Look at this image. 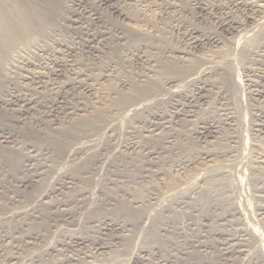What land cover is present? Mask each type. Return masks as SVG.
<instances>
[{
    "label": "rangeland",
    "instance_id": "obj_1",
    "mask_svg": "<svg viewBox=\"0 0 264 264\" xmlns=\"http://www.w3.org/2000/svg\"><path fill=\"white\" fill-rule=\"evenodd\" d=\"M196 1L201 3V6L204 8L202 11H199V9L197 7L198 4L195 5L193 0H108V2H104L101 0H81L80 1L81 5L76 4L74 6L69 7L70 11H73V13L71 12L72 14L70 13V11H68V12H66V14H64L65 11H67V10H65L62 13L63 16L61 15L57 18L56 25L54 27H52L51 29L47 30L46 34L43 35L45 37L40 36L41 39L39 37L36 38L32 42L33 44H30V46L27 47L28 49L27 48H25V50L23 49L24 51L21 50L22 48L21 49L17 48V50L15 49L16 51L14 50V52L12 51V55L14 57V60H13L11 65H8V69L6 70L8 72L6 73V71H4V73L2 75L0 74V76H1L0 77V97L1 98H3V97L9 98L12 94L13 95L16 94V95H22V96H26V97H34L38 101L41 100L42 103L44 102V100L46 102H49L50 100H52L53 98L56 97L57 93L64 90V86H61V85L68 83L67 81L70 82L73 80V78L75 77V75H74L75 73L72 74L73 73L72 71H74V70L76 72H83V73H89L90 72L91 75H95L93 77L98 76V71H99V73L105 72V73L109 74V77H108L109 79L107 78L108 80H106L107 82H105V83L102 80L97 82L96 84L97 85L99 84V85L97 86L95 84L96 90H95V92L93 91L92 95L89 93H86L83 90H81V91L77 90L76 91L77 93L75 92L76 97H72V98L68 99L69 105H75L76 103H80L81 105L83 104V106L86 107L85 108L86 113L88 110H89L88 113H90V112L93 113V114L87 113V115H86L84 112L82 118H84L88 115L94 116V114L95 115L97 114L96 119H94V121L95 120L96 121L93 122V124L88 123L86 125H82L83 127L81 126L82 128L80 130H78L77 138H78V136H80V138H78V140L82 138L81 140L86 141V143H84V145H83L84 147H82L81 150L78 152L79 155L78 154H76L74 156L72 155V157L69 155H65L64 153L61 155V157H59V156L55 157L54 156L55 154L53 155L54 151H53L52 147H50V145L47 146L46 143H44L43 145L41 144V143L45 142L44 141V138H45L44 131L45 130H43L44 125L39 126L42 128V130L38 131V130H36L38 128V126L36 124H33L29 121H18V122L15 121L14 118L16 116V111L12 107L9 108V106H8L6 108L4 107L1 109V111H0V126L7 127L9 125L10 126V127L8 126L9 128L13 127L12 130H13V133L16 135L15 138H16L17 142H16V144L13 145L14 148L12 147L10 149V150L13 149L10 153L8 151H4L3 148H0V204H1L0 205V222H1L0 223V228H1L0 229V239H1L0 240V264H1V262H2V264L4 262H6V261H3L4 260L3 253L4 252L9 253L10 251H12L14 253V251H15L14 246H16V245L22 246L26 250V252H24L22 254V255H25V257L27 256L26 258H24L23 262L24 261L28 262L29 258L34 257V256H38L39 254H42L44 260L47 261V262L43 261L46 264H48V263L49 264L50 263L51 264H55V263L56 264H64V262H65V264H72V263L73 264H97V263L98 264H125V262H127V264H128L130 262V258L132 257L131 253L136 252L140 247H143V246L146 248H150L151 250H152L153 246L158 247L160 249V251L162 252L163 256L169 255V253L171 252L170 254L173 256L174 259L171 258L172 257L171 255L165 256L169 260V264H183V263L184 264H221V263L222 264H228V263L229 264H264V260L261 259V256H260V255H262L260 253H262L264 251V238H262V237H264V236H262V235H264V132H259V131L253 132V130H252V128H253L252 123H253L254 118H255L254 115L259 114L261 112H264V102H263L264 99H258L259 101L258 100H251V101L247 100V101L243 102L244 101V100H242L243 97L247 96V95H245L246 90L245 89L240 90L241 88L239 89V88L233 86L232 81L231 80L229 81V79L226 77V75L223 76L224 74L222 75V73H220V72H215V71L213 72L212 71L211 72L212 74L208 73L202 77L207 82V85L205 86L204 90L201 91V94L203 96L206 95L205 99H204L205 101H197L198 103L195 101L194 106L190 107V110L193 109L192 110L193 113L190 112L191 116L188 118L189 121L187 120V117H186V119H184V121L181 120L182 124L180 123V121L175 122L176 124H173V122H172L171 124L168 123V124H166V126H161L160 128H157L153 132H148V130H147V129H149L148 126H149L151 120L153 121V118H152L153 114H158L159 111H161L162 113L165 112L167 114L166 111L171 110L170 105L165 103V102L168 103V101L164 100L167 97L166 96L167 94L165 91H164V93L162 92L160 97H159L160 99L162 98V100H159V98L157 99V101L155 100V102L153 100L152 101L153 104L150 103V104L146 105L145 107H143L145 111L142 110L143 108H140V109L133 112V111H131V107H130V109H127L126 111H121V110H119L118 107L115 106L116 105L115 102L119 98V96H117L118 94L116 95V92L119 91L120 89H122L121 88L122 86H120L117 83V80L115 78L116 74H114V73H117L120 70V71H124V74H125V69L123 70V67H122L123 64L120 63V61H123L125 58H126V60H124V61H125V63L127 62L125 64V65H127L126 69L129 71L128 75L131 76V71H130L131 70V65H130L131 64V57H130L131 53L128 52L129 50H126L127 49L126 48L127 47L126 42H166V43H168V45L183 47V48L189 50V48H187V45H186V43H187L186 37H184V35H183L184 31H183V29H181L183 27H185L187 29L193 28V29L198 30L199 32L203 31L202 33H205V34L209 33V35L214 34V36L219 38L222 42L227 41L229 35H227L222 30V28L220 27V22L222 19L224 20V18L227 16H228L227 19H230V18L231 19H241L243 11L241 10V8H238L237 6L233 5V1H235V0H200V1L196 0ZM102 2H104V3H102ZM113 6H115V7H113ZM113 8H118L121 11H123L122 13L124 14V16L126 18H122L120 16H117L116 13L113 11ZM68 15H69V17H68ZM94 16L98 18V21H95L96 19H93L97 23L93 22V20L91 19V18H94ZM99 20H100L101 24L98 23ZM102 23L105 24L104 25L105 31L103 30ZM176 27H178L177 28L178 30L176 29ZM248 28H249L248 26H245L246 30ZM259 31H260V33H259ZM118 32H120L119 35L121 33H123V34H121L122 36L119 37ZM253 32H251L252 35H250V33H247L250 36L249 40L246 41V42H248L247 49L246 48H240V49L237 48V50L236 49H231V50L229 49L230 52L228 53V56H227L228 60L226 59L223 62V64H224L223 66H225L228 71H230V70L234 71V69H235L236 71H234V72L238 73L241 77H244V75H249L250 78L256 79L257 76L254 75V74H256L255 72H257V70H259V69L264 71V26L262 28H260L259 30H256L254 34H253ZM124 34L127 36L126 39L124 38V37H126ZM98 35H99V37H98ZM222 36H224L226 39ZM223 38L225 39V41ZM236 38H237V36H236ZM92 39H93V41H92ZM90 40H91V42H90ZM241 40H240V42H241ZM88 42L90 43V45L95 47V49H97L96 52H95V50H93V49L91 50V48L87 47ZM92 42H94V43H92ZM104 42H109V44L104 43ZM122 42H124V43H122ZM242 42H245L244 38H243ZM251 43H252V45H251ZM105 44H107V45H105ZM42 45H44L45 47ZM250 45L253 47H251ZM208 46H209V44H204L202 47V50L208 49L209 48ZM112 47H113V49L117 48L116 49L117 51L113 50ZM257 47H258V49H257ZM37 48H39V49H37ZM146 48H145V50L148 53L154 51L157 54V52H158V51L150 49L149 47H146ZM203 48H205V49H203ZM48 49H50V50H48ZM111 49L113 50V52ZM251 50H253V51H251ZM108 52H109V54H108ZM16 53H18V54H16ZM191 53L196 54V53H199V51L194 50L193 52L191 51ZM101 55H102V57H101ZM127 55H129V56H127ZM125 56H127V57H125ZM111 57L114 58V60ZM101 58H102V60H101ZM70 60H71L72 64H75V65H73L74 67L70 66V68H69V66H64V65L57 66L56 65V62H58V61L60 62L59 64H62V63L67 64L66 62H68V61L70 62ZM100 60H101V64H100ZM110 60L112 61V63ZM115 60L117 62H119L118 65H115V64H117ZM128 60H129V62H128ZM95 61H98V63ZM105 61L107 64L105 63ZM113 61L115 64L113 63ZM16 62H18V63H16ZM91 62L96 63V64H92L93 66L91 67V64H90ZM14 63H15V67L17 66L16 64H19V63L20 64L16 68H14L13 67ZM87 63H88V65H85ZM102 64L103 65L106 64V65L101 66ZM108 64H110L109 67H108ZM81 65H83V67ZM95 65L98 69L95 67ZM111 65H113V66L115 65V67L112 68L113 66H111ZM10 66L13 68L11 69ZM49 66H50V68H49ZM89 66H90V68H89ZM98 66H100L101 68ZM85 67L87 70L85 69ZM121 67H122V69H121ZM115 68L119 69V70L114 71ZM107 70H109L110 72L112 71V73L110 74V72ZM45 71H46V73H45ZM36 72H41V74L44 73V74H42V77L44 75V77H43L44 79L41 78L40 82H37L36 79L31 77V76L35 75ZM53 72L54 73L57 72V75H54ZM244 73H246V74H244ZM250 73H252V74H250ZM4 74H6L7 77ZM24 75L27 77H25ZM215 75H218V77ZM112 76H114V77H112ZM30 77L33 79H31ZM192 77H194V75ZM191 78H189V79L191 80ZM210 79H211V81L214 82V83L211 82L212 85L210 84ZM219 79L226 82L225 84L228 85L227 86L228 88H230L229 89L230 92L233 93V94L232 93L229 94L228 97L226 96L224 98L225 100L219 98L216 95L218 87L222 86V84L219 82L220 81ZM226 79H227V81H225ZM18 82H20V83H18ZM54 82H56V83H54ZM208 84L211 86H209ZM195 85L196 84H193L192 82H188V84H185V86H184L185 90L183 89V91L184 92L187 91L185 93L187 95H189V94H191V92H194ZM213 85H214V87H213ZM216 85H218V86H216ZM103 88L105 91L103 90ZM37 90L40 93H38ZM102 90H103V92H101ZM8 91H9V93H8ZM98 91H99L100 96L98 94ZM111 91H113L114 93L113 92L111 93ZM17 93H19V94H17ZM49 93H51V94L53 93V94L52 95L50 94V96H49ZM101 93H103V94H101ZM104 93H107V95ZM242 93H244L243 95H245V96H242ZM42 94L44 95V97L45 96L46 97L44 98ZM213 94H215L216 97H214L215 95H213ZM110 95H112V96H110ZM114 96H116L117 98L115 97L116 99H114ZM81 98H82V100L83 99L84 100L82 101ZM99 98H100V100H99ZM181 98H182V100H180ZM181 98H177L178 103H180V104L185 103L186 99H184V97H181ZM220 99H221V101H220ZM95 100H97V101H95ZM41 102H39V103H41ZM46 102H44V103H46ZM202 102H203V104H202ZM224 102H228V103H224ZM205 103H207V105ZM47 104L48 103H46V105ZM98 104H100V105H98ZM163 104H165L167 106H164ZM100 106L103 108H101ZM105 106H107V108H105ZM162 107H164V108H162ZM155 108H158V109L156 110ZM224 108H226V109H224ZM8 109H10V110H8ZM39 109H41L39 111L44 110L42 107ZM101 109H102V111H100ZM115 109H116V111H115ZM257 109H258V111H257ZM152 111L156 112V113H153ZM169 111H168V113H169ZM223 111L226 113H224ZM229 111H230V116H229ZM1 112H3V113H1ZM161 112H159V114ZM12 113H15V114H12ZM111 113H112V115H111ZM145 113H146V115H145ZM149 113H150V115H149ZM231 114H233V115H231ZM140 115H142V116H140ZM103 116H105L106 118ZM5 117H7V118H5ZM72 117H74V118H72ZM148 117L151 118V120L148 119ZM52 118H53L52 116L51 117L49 116V117H46L45 119L50 120ZM56 118L61 120L62 123L66 125L67 123H70V122L72 123L73 121H75L76 120L75 118H79V116H67L66 114L61 113ZM60 118H62L63 120ZM70 118H72V119H70ZM221 118H223V119H221ZM98 119H101V120H98ZM205 119L208 122L211 121V122H215V124H218L219 132L216 135V137L210 138L208 141H202V140L200 141L199 137L196 136L197 135L196 133H197L200 121H205ZM9 120H10V122H8ZM146 120L148 121V123L146 122ZM190 120H191V122H190ZM198 121H199V123H198ZM100 122H102V123L100 124ZM224 122L225 123L227 122V123L225 124ZM16 123L18 124V126L16 125ZM29 124L31 127L29 126ZM133 124L135 125L134 127L132 126ZM245 124H246V126H245ZM88 125H90V128ZM93 125H95V126H93ZM168 125L169 126L171 125V126L169 127ZM84 126H86V127H84ZM221 126H223V127H221ZM110 127H111V129H110ZM166 127H167V129H166ZM172 127H174L175 129H173ZM30 128H32V129H30ZM162 128H163V130H162ZM168 130H169V132H168ZM172 130H175V131L172 132ZM170 132H172L173 135ZM154 133H156L157 135H155ZM175 133L178 135H175ZM246 133H248L249 135ZM147 134H149V135H147ZM232 134H233V137H232ZM258 134H260V135H258ZM174 135H175V137H174ZM245 135H247V137H248L247 140H246ZM41 136H43V138ZM108 137L110 140L108 139ZM152 137H154V138H152ZM244 137H245V139H244ZM77 138H76V140H77ZM161 138L163 139L162 141H161ZM167 138L170 141V143H167L166 144L167 146L164 144L166 146V148L162 147V149H161L162 151H161L160 150L161 146H164L163 141H165ZM228 139H229V141H228ZM230 139H232V140H230ZM130 140H132V141H130ZM149 140H151V141H149ZM245 140L247 143L245 142ZM172 141H174V142H172ZM133 143H135V145H137L136 146L137 148L133 147L131 149V145ZM174 143H176V144H174ZM28 144H35L36 146L43 148L45 150L44 152H46V154H48L47 156H51V157L54 156V158L56 159L55 162L58 161L56 163L54 162L55 167L57 166V169L52 172V174L50 175V179L46 178L44 181L45 184L47 183L46 185H44V189H50V190H47L46 192H48V193L45 196H41L40 198H37L36 195H37V193H39V190L42 189L41 187L36 188V190L34 191L35 194L34 193L30 194L31 190L29 188H27V189H24L22 187L20 188L18 181L15 180L16 176L19 175V172L16 171V167L18 166L19 159L21 157V153L27 152V149H24V148H26ZM50 144H51V142H50ZM1 145L4 147V144H1ZM51 145L52 146L54 145L53 147L55 148V144L52 143ZM139 145L142 147L139 148ZM145 145L147 146L146 150H150V151L154 150V152H157L155 155H153L154 156L153 157L154 162L152 161V163H150V165L148 163L149 160L145 161V159L150 158V157L148 158V155L146 153H144V152H146V150H144V148H146ZM2 146H0V147H2ZM46 147H49V148H46ZM127 150L129 151V153ZM203 151H210L211 156L208 158H203L201 156V153H203ZM101 152L104 153L103 154L104 157L102 156ZM212 153L213 154L215 153V154L213 155ZM105 154H106V156H105ZM135 154L137 156H135ZM138 154H140V155H138ZM141 155H143V156H141ZM70 157H71V159H70ZM10 158H13V160L15 161V163H14L15 165H13V167L11 166L12 163L8 162V160H7ZM72 158H73V160H72ZM85 158H87V159H85ZM107 159H108V161H107ZM59 160H61V161H59ZM78 160L80 162H78ZM87 160H92L93 162L87 161ZM111 161H113L115 163H113ZM122 161L124 164H122ZM133 161H134V163H133ZM93 163H94V165H93ZM84 164H86V166L88 164V170L85 169ZM97 164H99V165H97ZM73 165H75V166H73ZM99 166H100V168H98ZM112 166H114V167H112ZM142 166H143V168H142ZM153 167H155V168H153ZM116 168H117V170H116ZM137 168H138V170H137ZM64 170H65V172L67 171L66 174H68L66 177H62L59 174V172H63ZM110 171H111V173H110ZM150 171H152V172H150ZM153 171H155V174ZM137 172H139V173H137ZM141 172H142V174H141ZM144 172H145V174H144ZM11 175H12V177H11ZM73 175L75 178L73 177ZM138 175H139V177H138ZM140 175H142L143 177ZM56 176H57V178H56ZM68 176H70V177H68ZM126 176H127L128 181L124 180V182H122V180L125 179ZM83 177H85V179H83ZM144 177H145V179H144ZM146 177H148V178H146ZM66 178L67 179L71 178L70 180H72L71 181L72 183L71 184H65L64 180L67 181ZM240 179H242L243 182ZM60 181L61 182L63 181V182L61 183ZM108 181H109V183H108ZM113 181H115V182H113ZM15 182H16V184H18L17 186H16ZM56 182L57 183L60 182L61 184H59V185L55 184ZM241 182H242V184H241ZM83 189L85 190V192ZM81 193L84 195H82ZM102 193L105 195H103ZM23 194H26V195H23ZM176 194H178V195H176ZM76 195H78V196H76ZM18 196H20V197H18ZM71 196H73V198ZM102 196H103L104 201L102 199ZM82 197H85V198H82ZM96 197H98V198L96 199ZM106 197H107V199H106ZM86 198H87V200H86ZM248 199L252 203L250 201H248ZM54 200H55V202H53ZM56 200H58V201H56ZM63 200H64V206L63 207L64 208L66 207L69 211H71V213H69L68 216L70 215L72 220L70 222L60 220V222L56 223L54 226H47V227L40 226L39 223H40L41 219H45L44 215L45 214L50 215V213L52 212L50 207L52 205H55V204H62L61 202H63ZM66 200H67V202H66ZM77 200H78V202H77ZM98 200L101 203L98 202ZM199 200H201V201H199ZM185 201L187 203H185ZM45 202H47L48 204ZM88 202H90V203H88ZM36 203L37 204L39 203V204L36 206L35 205ZM107 203H110V204L108 205ZM182 204L183 205L187 204L186 205L187 207L186 206L183 207ZM188 204L190 205L189 208H188ZM192 204L194 205V207ZM201 204L203 206H201ZM247 204H251V206L248 207ZM238 205L241 207H239ZM245 205H247V206H245ZM38 206H40V207H38ZM47 206L49 208H47ZM89 206H91V207H89ZM235 206H236V208L244 207L242 209H244L243 211L245 212V216L243 214H240V215L237 214L236 212L238 209H236ZM21 207H23V209ZM80 207L81 208L83 207V208L81 209ZM247 207L250 210L252 209L251 213ZM14 208L17 211H20V210L22 211L25 209L27 210V208H29V209L32 208V209H30V210L28 209L29 210V216L28 217L26 216V219L24 218V220L23 221L21 220V222H20L19 217L17 218V220L13 219V217H12V219H13L12 220L11 217H9L11 214L16 212V210ZM37 208H38V210H37ZM48 209H50V210H48ZM90 209H91V211H90ZM201 209H203V211ZM235 209H236V211H235ZM118 210H119V212H118ZM245 210L247 211V214H246ZM105 211H107V212H105ZM179 211L182 213H180ZM190 211H192V212H190ZM158 212L161 213V214H159V216H158ZM38 213H39V215H38ZM76 213H78V214H76ZM88 213H89V215H88ZM107 213H108V215L106 216ZM163 213H165L166 216ZM138 214H140V215H138ZM223 214H224V216H223ZM171 215H173L174 217H171ZM203 215H205V216H203ZM96 216H98V217H96ZM160 216H161V218H160ZM168 216H169V218H167ZM253 216H255V217L253 218ZM74 217H76V218H74ZM93 217L95 219H98L99 217L101 218L99 220L101 226L100 225L98 226L99 221H91V222L89 221L90 223L88 222V220H87L88 218L95 220ZM115 217H117V218L119 217L118 220H117V218L115 219ZM147 217L151 218V219L153 218L154 220H149ZM256 217H257L258 223L256 222ZM224 218L227 220H225ZM34 219H36V220H34ZM81 219L84 221H82ZM108 219L111 221V223H114L116 220V222H115L116 227L115 228L117 229V225H118V229L115 231H112L113 233L110 232V234L111 235L114 234L113 236H115V237L116 236L120 237L121 238L120 241H118V239H112L113 236L111 237V235H108L109 233H105L106 235L102 234V233H104V231L102 230L103 221L104 220L109 221ZM175 219L177 222L175 221ZM191 219H192V221H191ZM246 219H248V220H246ZM11 220H12L13 225L10 224ZM30 220H32L31 221L32 223L30 222ZM101 220H102V222H101ZM112 220H113V222H112ZM157 220H160V222H162V225L164 223L170 224L169 225L170 230L168 229L167 232H164L160 229L157 232L154 231L153 228L157 227V225L159 224V223H156ZM167 220L171 221V222L168 223ZM36 221H37V223H36ZM118 221L121 222V224ZM134 221H136V223ZM140 221H143V222H140ZM22 222H23V224H20ZM26 222H27V224H26ZM28 222H30L31 224ZM82 222H83V224H82ZM188 222L191 224H188ZM84 223H85V225H84ZM88 223H89V225H88ZM155 223L157 225H155ZM86 225H88V226H86ZM122 225H123V227H122ZM162 225H160V226H162ZM245 225L251 226V227L257 226L256 228H257V232L259 235L255 236L254 234L250 235L249 233L244 234L242 229H243V226L245 228ZM32 227H34V228H32ZM52 227H53V229H52ZM150 227H152V228H150ZM176 227L178 229H176ZM36 228H37V230L40 231V232H38V234L39 233L42 234L41 237L39 234V238L34 240V239L26 236L27 231L29 232V231H32L33 229L36 231ZM60 228H62V229H60ZM78 228H80L82 230H80ZM147 228L150 230H148ZM260 228H261V230H260ZM4 229L6 232L4 231ZM58 229H59V231H58ZM83 229H84V231H83ZM258 229L260 231H258ZM61 230H63L65 233ZM120 230H122V231H120ZM172 230H174V231H172ZM99 231H101V232H99ZM93 232H94V234H93ZM158 232H160V233L158 234ZM195 233H198V234H195ZM241 233H242V236H241ZM9 234H11V235H9ZM67 234H68V239H67ZM70 234H71V236H70ZM76 234L77 235H83V236H86L87 238H89V242H88V240L86 241L87 247L82 246L81 250L83 252H85L86 255H90V256H84L83 254H79V256H74L75 260H73L70 263H68L66 261H62V260H65L64 257L67 254V251H65L66 253L63 252V249H64L63 245L69 241V238L74 237ZM92 234L95 237L97 236L96 241L98 239L102 240V237L104 238V236H105V238H111L112 239V240L108 239V241H110V245L108 246L107 250L105 249V253H103V254H98V253L94 254L93 253L95 256L93 254H91L92 251L94 250V249H92V251L90 252L91 247H93V245H92L93 242L90 238V237H93ZM121 235H123V236H121ZM124 235H126V236H124ZM244 235H246V236H244ZM11 237H13V238H11ZM19 237H21V238L23 237V238L22 239L20 238V240H19ZM146 237H147V239H146ZM167 237H168V239H167ZM229 237L234 238L236 242L242 244V246H243L242 248L245 251L243 253H232L230 256L225 257L223 255V248L222 247L225 246L224 244L229 239ZM7 239H8V241H7ZM204 239H205V241H204ZM2 240H3V242H2ZM4 240L7 241L8 244ZM11 240L12 241L14 240V241L12 242ZM17 240H19V241H17ZM22 240H25L27 243L22 241ZM143 240H144V242H143ZM16 241L19 243H17ZM20 241H21V243H20ZM44 241H46V243ZM29 242H31L32 244H33V242H35L36 244L35 245L28 244ZM115 242H116V244H115ZM135 243H136V245H135ZM158 243L161 245H157ZM3 244H5V245H3ZM90 244H91V246H88ZM162 244H164V245H162ZM12 245H13V247H12ZM60 245H62V246H60ZM8 246H10V247H8ZM34 246H35V248H34ZM51 246L53 249H51V252L48 251V253H50V255L48 253L44 254L45 249L47 247H51ZM57 246H59V247H57ZM190 246H191V248H190ZM193 246H195V248ZM201 246H202V248H200ZM5 247L7 249H5ZM29 247H31L33 249H30ZM196 248H199V249H196ZM260 248H262L263 250ZM56 249H58L60 251V253ZM125 249L127 251H125ZM176 249H177V251H176ZM52 250L55 252H53ZM182 250H183V252H182ZM1 251L3 253H1ZM109 251H110V253H109ZM39 252H41V253H39ZM56 252L58 255L56 254ZM177 252L179 254H177ZM68 253H69V254H67L68 256L72 255L71 252H68ZM17 254H18V252L15 253L16 256H18ZM52 254H55V255H52ZM59 254H60V256H59ZM101 255H102V257H101ZM179 255L180 256L183 255V256L180 257ZM44 256H46V257H44ZM129 256H131V257L129 258ZM15 260H17V259H12L11 261H9L10 264H12V263L14 264V262H16ZM77 261H79V263ZM9 262L6 264H9ZM43 262H42V264H44Z\"/></svg>",
    "mask_w": 264,
    "mask_h": 264
},
{
    "label": "bare ground",
    "instance_id": "obj_2",
    "mask_svg": "<svg viewBox=\"0 0 264 264\" xmlns=\"http://www.w3.org/2000/svg\"><path fill=\"white\" fill-rule=\"evenodd\" d=\"M80 1L81 0H0V74L2 75L4 73V71H6L8 69V65H11L13 60H14V57L12 55V51L14 52V50L17 48L21 49V50H25V48L29 47L30 44H33L32 42L36 39V38H40V36H43L46 34L47 30L51 29L52 27H54L56 25V21H57V18L59 16L62 15V13L65 11L64 14H66V12L70 11V6H74L76 4H80ZM101 1H104V2H108V0H101ZM194 1V4H198L197 7L199 9V11H202L204 8L201 6V3H199L198 1L196 0H193ZM196 1V2H195ZM200 1V0H199ZM102 2V3H104ZM73 4V5H72ZM81 5V4H80ZM233 5L234 6H237L238 8H241V10L243 11L242 13V17L241 19H227V17L224 18V20L220 22V27L222 28V30L227 34L229 35L227 41H225V37L224 41L225 42H222L219 38H217L216 36L213 35H209L208 34H205V33H202V32H199L198 30L196 29H193V28H181L183 29L184 31V37H186V40H187V48H189V50L183 48V47H177V46H174V45H168V43L166 42H126V50H129L128 52L131 53V76L128 75V70L126 69L127 65H125V61L126 58L123 60V61H120L123 67V70L125 69V74H124V71H120L119 69H116L114 71H118L117 73H114L116 74V80H117V83L122 86L119 91L116 92V95L119 96V98L116 100V107L119 108V110L121 111H126L127 109H130L131 107V111H136L140 108H143L145 107L146 105L152 103V101L155 100L157 101V99L160 97L161 93L164 91L166 92V98L164 100H167V102H165L166 104H169L170 105V108L171 110H167V114L165 113H162L161 112L159 114H153L152 115V118H153V121L151 120V118L148 117V119L151 120L148 128V132H153L154 130H156L157 128H160L161 126H166V124H171L173 122V124H176L175 122H178L180 121V123L182 124L181 120L184 121V119H186L187 117V120L188 118L191 116V113L193 109L190 110V107H193L194 106V103L195 101H205V96H203L201 94V91L204 90L205 86L207 85V82L205 79H203L202 77L205 76L206 74L208 73H211L212 71L214 72H220L222 73L223 76L226 75V77L229 79V81L231 80L232 81V84L233 86L237 87V88H241L240 90H246L245 91V95H243L244 93H242V96H245L243 97L242 100H244L243 102L247 101V100H258V99H264V71L260 70H257V72H255L257 76V79H252L249 77V75H244V77H241L238 73H235L234 71H236L234 69V71H228L226 69L225 66H223V62L227 59V56H228V53L230 52L229 49H236L237 48H246L248 47V41L249 40V34L247 33H250L253 32V34L255 33L256 30H259L260 28H262L264 26V0H235L233 1ZM115 7V6H113ZM212 9V8H211ZM220 10V9H219ZM113 11L116 13L117 16H120L122 18H126L124 16V14L122 13L123 11H121L120 9L118 8H113ZM112 11V12H113ZM73 13V11H70V13ZM69 13V14H70ZM71 13V14H72ZM94 15V14H93ZM92 15V16H93ZM63 16V15H62ZM67 16V15H66ZM96 16V15H95ZM94 18H91L92 20L93 19H96L95 21H98V18L95 17ZM69 17V15H68ZM93 20V22H95ZM58 23V22H57ZM97 23V22H95ZM100 23V20L99 22ZM86 24V23H85ZM101 24V23H100ZM102 27H103V30H104V25L102 23ZM84 26V25H83ZM219 26V25H218ZM245 26H248L249 28L246 30L245 29ZM182 27V26H181ZM256 27V28H255ZM178 27H176L177 29ZM247 28V27H246ZM255 29V30H254ZM96 30V29H95ZM102 30V31H103ZM109 30V29H108ZM178 30V29H177ZM105 31V30H104ZM119 31V30H118ZM124 31V30H123ZM222 32V31H221ZM262 32V31H261ZM87 33V32H86ZM93 33V32H92ZM100 33V32H99ZM104 33V32H103ZM106 33V32H105ZM120 32H118V35H119ZM257 33V32H256ZM260 33V31H259ZM258 33V34H259ZM123 34V33H121ZM119 35L122 36V35ZM100 35V34H99ZM98 35V37H99ZM106 35V34H105ZM125 35V34H124ZM218 35V34H217ZM240 35V36H239ZM104 36V35H103ZM117 36V35H116ZM126 36V35H125ZM221 36V35H220ZM237 36V38H236ZM239 36V37H238ZM45 37V36H43ZM118 37V36H117ZM118 37V38H119ZM255 37V36H254ZM258 37V36H257ZM125 39L127 38L124 37ZM123 38V39H124ZM182 38V37H181ZM245 40V42H242V40ZM122 39V40H123ZM124 39V40H125ZM242 39V40H241ZM184 40V39H183ZM241 40V42H240ZM252 40V39H251ZM93 41V39H92ZM91 42V40H90ZM94 43V42H92ZM101 43V42H100ZM104 43H108L109 42H104ZM113 43V42H112ZM124 43V42H122ZM183 43V42H182ZM185 43V42H184ZM253 43V42H252ZM251 43V45H252ZM45 44V43H44ZM114 44V43H113ZM204 44H209V48L206 49V50H202V47ZM262 44V43H261ZM46 45V44H45ZM107 45V44H105ZM112 45V44H111ZM115 45V44H114ZM182 45V44H181ZM250 45V46H251ZM44 46V45H42ZM104 46V45H103ZM113 46V45H112ZM184 46V45H183ZM40 47V46H39ZM45 47V46H44ZM88 48H91V50H95V52L97 51V49H95V47H93L92 45H90V43L88 42V45H87ZM102 47V46H101ZM123 47V46H122ZM146 47H149L150 49L152 50H155V51H158L157 54L153 51V52H147L145 50ZM253 47V46H251ZM108 48V47H107ZM111 48V47H110ZM115 48V47H114ZM28 49V48H27ZM39 49V48H37ZM113 49V47H112ZM111 49V50H112ZM117 49V48H116ZM116 49H113L115 51H117ZM124 49V48H123ZM122 49V50H123ZM147 49V48H146ZM205 49V48H203ZM254 49V48H253ZM258 49V47H257ZM260 49V48H259ZM15 50V51H16ZM23 50V51H24ZM30 50V49H29ZM50 50V49H48ZM108 50V49H107ZM112 50V52H113ZM125 50V51H126ZM149 50V49H148ZM194 50H197L199 51V53H196V54H193L191 53V51L193 52ZM19 51V50H18ZM17 51V52H18ZM22 51V52H23ZM100 51V50H99ZM98 51V52H99ZM151 51V50H150ZM253 51V50H251ZM29 52V51H28ZM59 52V51H58ZM94 52V53H95ZM97 52V53H98ZM107 52V51H106ZM111 52V53H112ZM91 53V52H90ZM100 53V52H99ZM122 53V52H121ZM238 53V52H237ZM18 54V53H16ZM106 54V53H105ZM109 54V52H108ZM120 54V53H119ZM128 54V53H127ZM15 55V54H14ZM114 55V54H113ZM26 56V55H25ZM105 56V55H104ZM121 56V55H120ZM129 56V55H127ZM125 56V57H127ZM18 57V56H17ZM16 57V58H17ZM21 57V56H20ZM29 57V56H28ZM102 57V55H101ZM113 57V56H112ZM111 57V58H112ZM15 58V59H16ZM106 58V57H105ZM110 58V59H111ZM43 59V58H42ZM94 59V58H93ZM98 59V58H97ZM100 59V58H99ZM114 60V58H112ZM121 59V58H120ZM30 60V59H29ZM102 60V58H101ZM101 60H100V64H101ZM105 60V59H104ZM107 60V59H106ZM109 60V59H108ZM228 60V59H227ZM111 61V60H110ZM109 61V62H110ZM116 61V60H115ZM66 62V61H65ZM98 63V61H95ZM123 62V63H122ZM129 62V60H128ZM18 63V62H16ZM31 63V62H30ZM60 62H56V65L57 66H70L72 67L73 65L75 64H72L71 63V60L70 62H66L67 64H59ZM106 63V61H105ZM112 63V61H111ZM114 63V61H113ZM117 64L115 65H118L119 62L116 61ZM250 63V62H249ZM20 64V63H19ZM19 64H16L17 66ZM38 64V63H37ZM91 67L93 66L92 64H96V63H93L91 62ZM107 64V63H106ZM105 64V65H106ZM228 64V63H227ZM14 68L15 67V63L13 64ZM79 65V64H78ZM77 65V66H78ZM85 65H88L85 64ZM84 65V66H85ZM99 65V64H98ZM105 65H101V66H105ZM110 64H108V67H109ZM115 65H111L113 66L112 68L115 67ZM83 67V65H81ZM120 66V65H119ZM118 66V67H119ZM236 66V65H235ZM11 67V66H10ZM11 67V69L13 68ZM74 67V66H73ZM96 67V65H95ZM100 67V66H98ZM121 67V69H122ZM24 68V67H23ZM50 68V66H49ZM55 68V67H54ZM68 68V67H67ZM90 68V66H89ZM97 68V67H96ZM101 68V67H100ZM103 68V67H102ZM73 69V68H72ZM86 69V67H85ZM98 69V68H97ZM96 69V70H97ZM110 69V68H109ZM130 69V68H129ZM231 69V68H230ZM238 69V68H237ZM253 69V68H252ZM263 69V68H262ZM10 70V69H9ZM83 70V69H82ZM87 70V69H86ZM106 70V69H105ZM84 71V70H83ZM89 71V70H88ZM109 71V70H107ZM253 71V70H252ZM8 71H6L7 73ZM10 72V71H9ZM15 72V71H14ZM75 75V77L73 78L72 81H67L68 83L64 84V85H61V86H64V90H62L61 92L57 93L56 94V97L53 98L52 100H50L49 102H46L44 100V102L48 103L46 105V103H42L41 100H37L36 98L34 97H26V96H22V95H16V94H12L9 98H1L0 97V111L2 108H6L9 106L12 107L15 111H16V116L14 118L15 121H29L33 124H36L38 126V128L36 130H42L41 125H44V133H45V138H44V141L43 143H41L42 145L44 143L48 145H50V147H52L54 153L53 155L56 157V156H59L61 157V155L64 153L65 155H69L72 157V155H76L78 154V152L81 150L82 147H84V143H86V141H82L81 139L78 140V138H80V136H78L77 138V133H78V130H80L83 126L82 125H86L88 123H92L95 122L94 119H96L97 117V114L94 116L91 115V116H86L87 113L89 112V110L87 111V113L85 112L86 111V107L83 106V104L81 105L80 103H76L75 101V105H69L68 103V99L72 98V97H76L75 95V92L77 90H83L85 91L86 93H89L92 95L93 91L95 92L96 90V83L99 82V81H103L104 83L107 82L106 80H108L109 78V74L107 73H99L98 71V76L96 77H93L95 75H91L90 72L89 73H83V72H76L75 70L72 71ZM85 72V71H84ZM110 72V71H109ZM127 72V73H126ZM46 73V71H45ZM48 73V72H47ZM92 73V72H91ZM112 73V71L110 72V74ZM23 74V73H22ZM44 74V73H42ZM42 74L41 72H36L35 75L31 76L33 77L34 79L37 80V82H40V79L44 77H42ZM54 75H57V72H53ZM62 74V73H61ZM93 74V73H92ZM95 74V73H94ZM97 74V73H96ZM212 74V73H211ZM246 74V73H244ZM252 74V73H250ZM6 76V74H4ZM3 75V76H4ZM9 75V74H8ZM27 75V74H26ZM73 75V76H74ZM194 75V77H192ZM219 75V74H218ZM218 75H215L218 77ZM25 76V75H24ZM1 77V76H0ZM7 77V76H6ZM10 77V76H9ZM27 77V76H25ZM30 77V78H31ZM114 77V76H112ZM192 77V78H191ZM211 77V76H210ZM214 77V76H213ZM3 78V77H2ZM23 78V77H22ZM31 78V79H33ZM108 78V79H107ZM191 78V80L189 79ZM216 78V77H215ZM7 79V78H6ZM44 79V78H43ZM114 80V79H113ZM209 80V79H208ZM216 80V79H215ZM220 83L222 84L221 87H218V90H217V96L221 99H224L226 96L228 97L229 94H231L232 92H230V88H228L223 80L219 79ZM110 81V80H109ZM218 81V80H217ZM227 81V79L225 80ZM116 82V81H115ZM188 82H192L193 84H196L195 87H194V92H191V94L187 95L185 92L187 91H183V89L185 90V84H188ZM211 79H210V84H211ZM216 82V81H215ZM20 83V82H18ZM56 83V82H54ZM109 83V82H108ZM111 83V82H110ZM214 83V82H213ZM219 83V84H220ZM16 84V83H15ZM96 84V85H95ZM103 84V83H102ZM101 84V85H102ZM114 84V83H113ZM116 84V83H115ZM60 85V84H59ZM99 85V84H98ZM97 85V86H98ZM209 85V84H208ZM212 85V84H211ZM209 85V86H211ZM21 86V85H20ZM114 86V85H113ZM118 86V85H117ZM119 86V87H120ZM193 86V85H192ZM218 86V85H216ZM220 86V85H219ZM103 87V86H102ZM184 87V88H183ZM214 87V85H213ZM100 89V88H99ZM102 89V88H101ZM98 90V89H97ZM104 90V88H103ZM103 90L101 92H103ZM187 90V89H186ZM19 91V90H18ZM105 91V90H104ZM114 91V90H113ZM111 91V93L113 92ZM38 92V90H37ZM205 92V91H204ZM208 92V91H207ZM9 93V91H8ZM40 93V92H38ZM77 93V92H76ZM114 93V92H113ZM19 94V93H17ZM23 94V93H22ZM51 93H49V96H50ZM53 94V93H52ZM51 94V95H52ZM79 94V93H78ZM77 94V95H78ZM98 94H99V91H98ZM103 94V93H101ZM107 95V93H104ZM210 94V93H209ZM233 94V93H232ZM37 95V94H36ZM43 95V94H42ZM84 95V94H83ZM211 95V94H210ZM215 95V94H213ZM216 95L214 97H216ZM238 95V94H237ZM55 96V95H54ZM100 96V94H99ZM112 96V95H110ZM212 96V95H211ZM241 96V97H242ZM44 97V95H43ZM46 97V96H45ZM44 97V98H45ZM88 97V96H87ZM116 96H114V99ZM162 97V96H161ZM181 97H184V99H186V102L185 103H178V99L177 98H181ZM217 97V98H218ZM79 98V97H78ZM83 98V97H82ZM81 98V100H82ZM39 99V98H38ZM92 99V98H91ZM169 99V100H168ZM183 99V100H184ZM216 99V98H215ZM220 99V101H221ZM43 100V99H42ZM84 100V99H83ZM82 100V101H83ZM98 100V99H97ZM95 100V101H97ZM100 100V98H99ZM98 100V101H99ZM159 100H162V98ZM158 100V101H159ZM182 100V98L180 99ZM212 100V99H211ZM225 100V99H224ZM78 101V100H77ZM213 101V100H212ZM259 101V100H258ZM41 102V103H39ZM111 102V101H110ZM215 102V101H214ZM217 102V101H216ZM264 102V101H263ZM72 103V102H71ZM101 103V102H100ZM163 103V102H162ZM193 103V104H192ZM198 103V102H197ZM208 103V102H207ZM207 103H205L207 105ZM220 103V102H219ZM222 103V102H221ZM224 103H228V102H224ZM153 104V103H152ZM203 104V102H202ZM88 105V104H87ZM100 105V104H98ZM160 105V104H159ZM164 106H167L165 104H163ZM168 105V106H169ZM227 105V104H226ZM40 106V107H39ZM203 106V105H202ZM201 106V107H202ZM43 108L42 110L43 111H39L41 109L39 108ZM101 107V106H100ZM99 107V108H100ZM227 107V106H226ZM103 108V107H101ZM105 108H107V106H105ZM153 108V107H152ZM160 108V107H159ZM164 108V107H162ZM198 108V107H197ZM110 109V108H109ZM156 110L158 108H155ZM161 109V108H160ZM168 109V108H167ZM226 109V108H224ZM228 109V108H227ZM261 109V108H260ZM10 110V109H8ZM13 110V111H14ZM108 110V109H107ZM106 110V111H107ZM111 110V109H110ZM114 110V109H113ZM144 110V108L142 109ZM141 110V111H142ZM151 110V109H150ZM155 110V111H156ZM196 110V109H195ZM194 110V111H195ZM221 110V109H220ZM223 110V109H222ZM229 110V109H228ZM227 110V111H228ZM3 111V110H2ZM12 111V112H13ZM102 111V109L100 110ZM116 111V109H115ZM118 111V110H117ZM145 111V110H144ZM147 111V110H146ZM149 111V110H148ZM169 111V113H168ZM258 111V109H257ZM85 112V116L84 118H82L83 116V113ZM120 112V111H119ZM153 112V111H152ZM151 112V113H152ZM224 112V111H223ZM251 112V111H250ZM260 112V111H259ZM3 113V112H1ZM66 114L67 116H79V118H75L72 123H67L66 125L62 123L61 120H59L58 117L59 114ZM92 113V112H90ZM88 113V114H90ZM113 113V112H112ZM111 113V115H112ZM144 113V112H143ZM153 113H156V112H153ZM193 113V112H192ZM226 113V112H224ZM228 113V112H227ZM10 114V113H9ZM12 114H15V113H12ZM93 114V113H92ZM140 114V113H139ZM196 114V113H195ZM223 114V113H222ZM221 114V115H222ZM253 114V113H252ZM6 115V114H5ZM146 115V113H145ZM150 115V113H149ZM233 115V114H231ZM254 115V114H253ZM2 116V115H1ZM4 116V115H3ZM53 117L52 119L50 120H46L45 118L46 117ZM142 116V115H140ZM194 116V115H193ZM223 116V115H222ZM227 116V115H226ZM229 116H230V111H229ZM246 116V115H245ZM255 118H254V121L252 123V130L253 132L254 131H259V132H264V112H261L259 114H256L254 115ZM105 117V116H103ZM144 117V116H143ZM228 117V116H227ZM226 117V118H227ZM7 118V117H5ZM12 118V117H11ZM74 118V117H72ZM70 118V119H72ZM102 118V117H101ZM106 118V117H105ZM146 118V117H145ZM196 118V117H195ZM229 118V117H228ZM9 119V118H8ZM62 119V118H60ZM66 119V118H65ZM103 119V118H102ZM137 119V118H136ZM191 119V118H190ZM223 119V118H221ZM7 120V119H6ZM63 120V119H62ZM98 120H101V119H98ZM149 120V121H150ZM186 120V121H187ZM201 120V119H200ZM185 121V122H186ZM189 121V120H188ZM197 121V120H196ZM226 121V120H225ZM228 121V120H227ZM10 122V120L8 121ZM28 122V123H29ZM105 122V121H104ZM146 122L148 123V121L146 120ZM191 122V120H190ZM229 122V121H228ZM232 122V121H231ZM5 123V122H4ZM13 123V122H12ZM23 123V122H22ZM26 123V122H25ZM97 123V122H96ZM102 122H100L101 124ZM135 123V122H134ZM146 123V124H147ZM179 123V124H180ZM199 123V121H198ZM225 123V122H224ZM227 123V122H226ZM225 123V124H226ZM15 124V123H14ZM13 124V125H14ZM229 124V123H228ZM233 124V123H232ZM231 124V125H232ZM12 125V126H13ZM16 125L18 126V124L16 123ZM178 125V124H177ZM184 125V124H183ZM182 125V126H183ZM230 125V126H231ZM9 126V125H8ZM3 127V126H0V146H2L1 144H4V147H0V148H3L4 151H8L9 153L13 150H10L14 144H16V135L13 133V130L12 128H9V127ZM16 126V127H17ZM21 126V125H20ZM27 126V125H26ZM30 126V124H29ZM82 126V127H81ZM89 128H90V125H88ZM95 126V125H93ZM102 126V125H101ZM109 126V125H108ZM133 127L135 126L134 124L132 125ZM169 126V125H168ZM171 126V125H170ZM169 126V127H170ZM235 126V125H234ZM246 126V124H245ZM248 126V125H247ZM250 126V125H249ZM15 127V126H14ZM28 127V126H27ZM31 127V126H30ZM86 127V126H84ZM97 127V126H96ZM95 127V128H96ZM99 127V126H98ZM147 127V126H146ZM168 127V128H169ZM223 127V126H221ZM227 127V126H226ZM232 127V126H231ZM173 129H175L174 127H172ZM250 128V127H249ZM32 129V128H30ZM35 129V128H34ZM92 129V128H91ZM111 129V127H110ZM167 129V127H166ZM221 129V128H220ZM235 129V128H234ZM246 129V128H245ZM163 130V128H162ZM233 130V129H232ZM248 130V129H247ZM133 131V130H132ZM175 131V130H172V132ZM246 131V130H245ZM251 131V130H250ZM27 132V131H26ZM169 132V130H168ZM172 132H170L172 134ZM219 132V127H218V124H215V122H208L206 121H200L199 123V126H198V130H197V135L200 139V141H208L210 138H214L216 137V135L218 134ZM31 133V132H30ZM41 133V132H40ZM140 133V132H139ZM243 133V132H242ZM258 133V132H257ZM81 134V133H80ZM155 135H157L156 133H154ZM240 134V133H239ZM248 134V133H246ZM40 135V134H39ZM38 135V136H39ZM133 135V134H132ZM149 135V134H147ZM146 135V136H147ZM164 135V134H163ZM173 135V134H172ZM175 135H178L175 133ZM174 135V137H175ZM249 135V134H248ZM260 135V134H258ZM162 136V135H161ZM166 136V135H165ZM219 136V135H218ZM235 136V135H234ZM246 136V140H247V135ZM43 138V136H41ZM40 137V138H41ZM167 137V136H166ZM173 137V136H172ZM178 137V136H177ZM232 137H233V134H232ZM77 138V140H76ZM133 138V137H132ZM151 138V137H150ZM154 138V137H152ZM229 138V137H228ZM231 138V137H230ZM236 138V137H235ZM107 139V138H106ZM109 139V137H108ZM165 139V138H164ZM172 139V138H171ZM245 139V137H244ZM43 140V139H42ZM41 140V141H42ZM110 140V139H109ZM163 139L161 138V141ZM232 140V139H230ZM240 140V139H239ZM242 140V139H241ZM245 140V142H246ZM23 141V140H22ZM90 141V140H89ZM104 141V140H103ZM113 141V140H112ZM132 141V140H130ZM136 141V140H135ZM151 141V140H149ZM160 141V140H159ZM160 141V142H161ZM229 141V139H228ZM53 143L55 144V148L50 144ZM88 142V141H87ZM107 142V141H106ZM137 142V141H136ZM145 142V141H144ZM155 142V141H154ZM174 142V141H172ZM19 143V142H18ZM89 143V142H88ZM87 143V144H88ZM159 143V142H158ZM167 143H170V141L168 140V138L163 141V145L167 144ZM247 143V142H246ZM245 143V144H246ZM127 144V143H126ZM142 144V143H141ZM149 144V143H148ZM176 144V143H174ZM24 145V144H23ZM38 145V144H37ZM90 145V144H89ZM109 145V144H108ZM107 145V146H108ZM111 145V144H110ZM113 145V144H112ZM123 145V144H122ZM130 145V144H129ZM153 145V144H152ZM161 145V144H160ZM161 146L160 150L163 148H166V146ZM25 146V145H24ZM62 146V147H61ZM137 145H135V143H133L131 145V149L133 147H136ZM149 146V145H148ZM159 146V145H158ZM170 146V145H169ZM173 146V145H172ZM23 147V146H22ZM100 147V146H99ZM142 147L139 145V148ZM146 148H144V150L147 149V146L145 145ZM152 147V146H151ZM243 147V146H242ZM14 148V147H13ZM46 148H49V147H46ZM45 148V149H46ZM95 148V147H94ZM124 148V147H123ZM137 148V147H136ZM138 148V149H139ZM23 149V148H22ZM24 149H27V152L25 153H21V157L19 159V163H18V166L16 167V171L19 172V175L16 176V179L19 183V186L20 188H24V189H27L29 188L31 191H30V194L34 193V191L36 190V188L38 187H41L42 189L39 190V193H37L36 197L37 198H40L41 196H45L48 192H46L47 190H50V189H44V185L45 184V179L46 178H49L50 179V175L52 174L53 171H55L57 169V166L55 167V158L54 156H47L48 154H46V152H44L45 150L43 148H40L38 146H36L35 144H28L26 148ZM93 149V148H92ZM99 149V148H98ZM102 149V148H101ZM142 149V148H141ZM168 149V148H167ZM158 150V149H157ZM166 150V149H165ZM206 150V149H205ZM107 151V150H106ZM105 151V152H106ZM126 151V150H125ZM128 151V150H127ZM142 151V150H141ZM162 151V150H161ZM140 152V151H139ZM214 152V151H213ZM100 153V152H99ZM102 153V152H101ZM115 153V152H114ZM113 153V154H114ZM129 153V151H128ZM136 153V152H135ZM148 155V158L149 159H145V161L149 160L148 163L150 165V163H152V161L154 160V156L157 152H154V150H146V152H144ZM160 153V152H159ZM201 153V152H200ZM199 153V154H200ZM104 153H102V156L104 157L103 155ZM133 154V153H132ZM198 154V155H199ZM213 154V153H212ZM215 154V153H214ZM213 154V155H214ZM79 155V154H78ZM140 155V154H138ZM159 155V154H158ZM101 156V155H100ZM101 156V157H102ZM106 156V154H105ZM111 156V155H110ZM135 156H137L135 154ZM143 156V155H141ZM201 156L203 158H208L211 156V153L210 151H203V153H201ZM68 157V156H67ZM70 157V159H71ZM109 157V156H108ZM107 157V158H108ZM90 158V157H89ZM112 158V157H111ZM120 158V157H119ZM153 158V159H152ZM63 159V158H62ZM75 159V158H74ZM87 159V158H85ZM109 159V158H108ZM107 159V161H108ZM132 159V158H131ZM157 159V158H156ZM196 159V158H195ZM8 162H11V166L13 167V165H15V161L13 160V158H10V159H7ZM68 160V159H67ZM73 160V158H72ZM80 160V159H79ZM78 160V162H80ZM93 160V159H92ZM92 160H87V161H92ZM105 160V159H104ZM110 160V159H109ZM120 160V159H119ZM142 160V159H141ZM159 160V159H158ZM61 161V160H59ZM69 161V160H68ZM77 161V160H76ZM83 161V160H82ZM94 161V160H93ZM92 161V162H93ZM58 162V161H56ZM55 162V163H56ZM77 162V163H78ZM85 162V161H84ZM113 162V161H111ZM118 162V161H117ZM120 162V161H119ZM144 162V161H143ZM154 162V161H153ZM60 163V162H59ZM58 163V164H59ZM72 163V162H71ZM75 163V162H74ZM89 163V162H88ZM115 163V162H113ZM134 163V161H133ZM132 163V164H133ZM17 164V163H16ZM61 164V163H60ZM69 164V163H68ZM80 164V163H79ZM119 164V163H118ZM122 164L123 161H122ZM138 164V163H137ZM145 164V163H144ZM77 165V164H76ZM85 165V169L88 170V164L86 166ZM94 165V163H93ZM99 165V164H97ZM117 165V164H116ZM134 165V164H133ZM75 166V165H73ZM72 166V167H73ZM121 166V165H120ZM141 166V165H140ZM65 167V166H64ZM81 167V166H80ZM114 167V166H112ZM15 168V167H14ZM59 168V167H58ZM70 168V167H69ZM68 168V169H69ZM90 168V167H89ZM100 168V166L98 167ZM111 168V167H110ZM143 168V166H142ZM147 168V167H146ZM155 168V167H153ZM114 169V168H113ZM121 169V168H120ZM134 169V168H133ZM151 169V168H150ZM81 170V169H80ZM96 170V169H95ZM100 170V169H99ZM102 170V169H101ZM110 170V169H109ZM115 170V169H114ZM117 170V168H116ZM138 170V168H137ZM145 170V169H144ZM158 170V169H157ZM15 171V172H16ZM62 171V170H61ZM97 171V170H96ZM106 171V170H105ZM120 171V170H119ZM57 172V171H56ZM67 172V171H66ZM65 170L63 172H59V174L62 176V177H66L68 174H66ZM82 172V171H81ZM148 172V171H147ZM152 172V171H150ZM154 174H155V171H153ZM111 173V171H110ZM139 173V172H137ZM157 173V172H156ZM142 174V172H141ZM145 174V172H144ZM153 174V175H154ZM72 175V174H71ZM92 175V174H91ZM115 175V174H114ZM121 175V174H120ZM119 175V176H120ZM149 175V174H148ZM78 176V175H77ZM76 176V177H77ZM118 176V177H119ZM142 176V175H140ZM12 177V175H11ZM70 177V176H68ZM72 177V176H71ZM74 177V175H73ZM72 177V178H73ZM86 177V176H85ZM85 177H83V179H85ZM123 177V176H122ZM136 177V176H135ZM139 177V175H138ZM143 177V176H142ZM244 177V176H243ZM242 177V178H243ZM57 178V176H56ZM75 178V177H74ZM87 178V177H86ZM90 178V177H89ZM148 178V177H146ZM71 178H66L67 181L64 180L65 184H71L72 180H70ZM88 179V178H87ZM114 179V178H113ZM142 179V178H141ZM145 179V177H144ZM143 179V180H144ZM78 180V179H77ZM108 180V179H107ZM124 180H127V176L125 179L122 180V182H124ZM140 180V179H139ZM242 180V179H240ZM14 181V180H13ZM128 181V180H127ZM61 182V181H60ZM55 183V184H61V183ZM76 182V181H75ZM78 182V181H77ZM115 182V181H113ZM141 182V181H140ZM243 182V180H242ZM241 182V184H242ZM14 183V182H13ZM109 183V181H108ZM118 183V182H117ZM116 183V184H117ZM200 183V182H199ZM16 184V182H15ZM50 184V183H49ZM54 184V183H53ZM52 184V185H53ZM74 184V183H73ZM111 184V183H110ZM115 184V183H114ZM121 184V183H120ZM18 184H16L17 186ZM78 185V184H77ZM55 187V186H54ZM53 187V188H54ZM67 187V186H66ZM211 187V186H210ZM244 187V186H243ZM69 188V187H68ZM18 189V188H17ZM81 189V188H80ZM194 189V188H193ZM56 190V189H55ZM79 190V189H78ZM84 190V189H83ZM218 190V189H217ZM38 191V190H37ZM28 192V191H27ZM81 192V191H80ZM79 192V193H80ZM85 192V190H84ZM87 192V191H86ZM208 192V191H207ZM16 193V192H15ZM35 194V193H34ZM56 194V193H55ZM76 194V193H75ZM82 194V193H81ZM101 194V193H100ZM103 194V193H102ZM187 194V193H186ZM15 195V194H14ZM20 195V194H19ZM23 195H26V194H23ZM84 195V194H82ZM81 195V196H82ZM105 195V194H103ZM178 195V194H176ZM191 195V194H190ZM189 195V196H190ZM28 196V195H27ZM75 196V195H74ZM78 196V195H76ZM17 197V196H16ZM20 197V196H18ZM26 197V196H25ZM73 198V196H71ZM140 197V196H139ZM205 197V196H204ZM216 197V196H215ZM251 197V196H250ZM30 198V197H29ZM80 198V197H79ZM82 198H85V197H82ZM81 198V199H82ZM98 197H96L97 199ZM113 198V197H112ZM240 198V197H239ZM9 199V198H8ZM78 199V198H77ZM102 199H103V196H102ZM107 199V197H106ZM189 199V198H188ZM246 199V198H245ZM19 200V199H18ZM61 200V199H60ZM87 200V198H86ZM112 200V199H111ZM253 200V199H252ZM17 201V200H16ZM42 201V200H41ZM58 201V200H56ZM71 201V200H70ZM73 201V200H72ZM104 201V199H103ZM201 201V200H199ZM203 201V200H202ZM248 201H250L248 199ZM19 202V201H18ZM55 202V200L53 201ZM67 202V200H66ZM78 202V200H77ZM93 202V201H92ZM96 202V201H95ZM98 202H100L98 200ZM191 202V201H190ZM251 202V201H250ZM21 203V202H20ZM19 203V204H20ZM47 203V202H45ZM62 204H55V205H52L50 207V209L52 210V212L50 213V215H44V218L45 219H41L40 221V226H44V227H47V226H54L56 223L60 222V220H64V221H67V222H70L72 220L71 216L68 214L71 213V211H69L66 207L64 208V200L63 202H61ZM90 203V202H88ZM94 203V202H93ZM92 203V204H93ZM101 203V202H100ZM177 203V202H176ZM185 203H187L185 201ZM189 203V202H188ZM199 203V202H198ZM202 203V202H201ZM210 203V202H209ZM252 203V202H251ZM39 204V203H38ZM37 203L35 204L36 206L38 205ZM48 204V203H47ZM54 204V203H53ZM66 204V203H65ZM108 205L110 203H107ZM196 204V203H195ZM204 204V203H203ZM235 204V203H234ZM1 205V204H0ZM21 205V204H20ZM24 205V204H23ZM77 205V204H76ZM84 205V204H83ZM165 205V204H164ZM187 204L183 205L182 206H186ZM193 205V204H192ZM209 205V204H208ZM248 207L251 206V204H247ZM245 205V206H247ZM4 206V205H3ZM6 206V205H5ZM18 206V205H17ZM27 206V205H26ZM49 206V205H48ZM47 206V208H49ZM85 206V205H84ZM92 206V205H91ZM89 206V207H91ZM94 206V205H93ZM201 206H203L201 204ZM239 206V205H238ZM30 207V206H29ZM40 207V206H38ZM68 207V206H67ZM75 207V206H74ZM187 207V206H186ZM190 207V205L188 204V208ZM194 207V205H193ZM206 207V206H205ZM223 207V206H222ZM241 207V206H239ZM247 207V208H248ZM23 209V207H21ZM79 208V207H78ZM81 208V207H80ZM83 208V207H82ZM81 208V209H82ZM196 208V207H195ZM202 208V207H201ZM236 208V206H235ZM244 208V207H242ZM242 208H236L238 209L237 210V214H243L245 216V212L243 211L244 209ZM246 208V207H245ZM255 208V207H254ZM261 208V207H260ZM4 209V208H3ZM15 209V208H14ZM27 208V210H20V211H17L16 209V212H14L13 214H11L9 217H13V219H16L19 217V221L21 222V220L23 221L24 218L26 219V216L28 217L29 216V210L32 209L30 208ZM48 209V210H50ZM96 209V208H95ZM103 209V208H102ZM111 209V208H110ZM168 209V208H167ZM235 209V211H236ZM249 209V208H248ZM35 210V209H34ZM38 210V208H37ZM36 210V211H37ZM46 210V209H45ZM101 210V209H100ZM104 210V209H103ZM196 210V209H195ZM203 211V209H201ZM247 210V209H246ZM245 210V211H246ZM250 210V209H249ZM41 211V210H40ZM75 211V210H74ZM91 211V209H90ZM158 211V210H157ZM160 211V210H159ZM186 211V210H185ZM197 211V210H196ZM206 211V210H205ZM248 211V210H247ZM247 211H246V214H247ZM252 209L250 210V213H251ZM32 212V211H31ZM30 212V213H31ZM45 212V211H44ZM102 212V211H101ZM107 212V211H105ZM119 212V210H118ZM180 212V211H179ZM184 212V211H183ZM188 212V211H187ZM192 212V211H190ZM35 213V212H34ZM92 213V212H91ZM104 213V212H103ZM127 213V212H126ZM182 213V212H180ZM185 213V212H184ZM235 213V212H234ZM249 213V214H250ZM33 214V213H32ZM37 214V213H36ZM44 214V213H43ZM78 214V213H76ZM102 214V213H101ZM159 213L158 212V216H159ZM165 215V213H163ZM186 214V213H185ZM197 214V213H196ZM253 214V213H252ZM256 214V213H255ZM261 214V213H260ZM39 215V213H38ZM89 215V213H88ZM93 215V214H92ZM108 215V213L106 214V216ZM119 215V214H118ZM140 215V214H138ZM137 215V216H138ZM184 215V214H183ZM191 215V214H190ZM233 215V214H232ZM242 215V216H243ZM254 215V214H253ZM2 216V215H1ZM4 216V215H3ZM37 216V215H36ZM79 216V215H78ZM91 216V215H90ZM122 216V215H121ZM135 216V215H134ZM157 216V215H156ZM155 216V217H156ZM166 216V215H165ZM185 216V215H184ZM205 216V215H203ZM218 216V215H217ZM224 216V214H223ZM222 216V217H223ZM39 217V216H38ZM77 217V216H76ZM74 217V218H76ZM88 217V216H87ZM98 217V216H96ZM152 217V216H151ZM154 217V218H155ZM163 217V216H162ZM171 217H174L173 215H171ZM170 217V218H171ZM192 217V216H191ZM226 217V216H225ZM231 217V216H230ZM255 216H253L254 218ZM4 218V217H3ZM37 218V217H36ZM43 218V217H42ZM78 218V217H77ZM94 218V217H93ZM117 217H115L116 219ZM119 218V217H118ZM117 218V220H118ZM134 218V217H133ZM140 218V217H139ZM148 218V217H147ZM161 218V216H160ZM164 218V217H163ZM169 218V216L167 217ZM243 218V217H242ZM12 219V220H13ZM33 219V218H32ZM95 219V218H94ZM101 218L99 217L98 219H91V218H88V222L90 221H99ZM104 219V218H103ZM111 219V218H110ZM121 219V218H120ZM149 220H154L153 218H148ZM173 219V218H172ZM193 219V218H192ZM191 219V221H192ZM204 219V218H203ZM225 219V218H224ZM241 219V218H240ZM7 220V219H6ZM12 220H11V223L12 224ZM15 220V221H16ZM36 220V219H34ZM82 220V219H81ZM109 220V219H108ZM127 220V219H126ZM227 220V219H225ZM248 220V219H246ZM14 221V222H15ZM18 221V222H19ZM32 220H30L31 222ZM84 221V220H82ZM110 221V220H109ZM103 221V227H102V230L104 231V233L102 234H105V233H109L108 235H111L110 232L112 231H115L118 229V225H117V229L115 228L116 224V220L114 223H111V221ZM131 221V220H130ZM138 221V220H137ZM148 221V220H147ZM163 221V220H162ZM166 221V220H165ZM173 221V220H172ZM176 221V219H175ZM8 222V221H7ZM10 222V221H9ZM25 222V221H24ZM28 222V223H30ZM89 222V223H90ZM102 222V220H101ZM113 222V220H112ZM119 222V221H118ZM129 222V221H128ZM127 222V223H128ZM136 223V221H134ZM140 222H143V221H140ZM139 222V223H140ZM149 222V221H148ZM168 223H170L171 221H168ZM177 222V221H176ZM250 222V221H249ZM256 222H257V217H256ZM1 223V222H0ZM6 223V222H5ZM17 223V222H16ZM32 223V222H31ZM30 223V224H31ZM37 223V221H36ZM72 223V222H71ZM70 223V224H71ZM88 223V225H89ZM95 223V222H94ZM121 224V222H119ZM156 223H159L158 225ZM155 223V225H157V227L153 228L154 231H158L159 229L164 231V232H167L168 229L170 228V224H167V223H164L162 225V222H160V220H157V222ZM258 223V222H257ZM4 224V223H3ZM20 224H23L20 223ZM27 224V222H26ZM67 224V223H66ZM69 224V225H70ZM83 224V222H82ZM81 224V225H82ZM92 224V223H91ZM96 224V223H95ZM138 224V223H137ZM172 224V223H171ZM176 224V223H175ZM188 224H191L188 222ZM253 224V223H252ZM251 224V225H252ZM13 225V224H12ZM17 225V224H16ZM25 225V224H24ZM58 225V224H57ZM56 225V226H57ZM61 225V224H60ZM85 225V223H84ZM86 225V226H88ZM100 225V221H99V224L98 226ZM131 225V224H130ZM162 225V226H160ZM174 225V224H173ZM179 225V224H178ZM257 225V224H256ZM23 226V225H22ZM39 226V227H40ZM101 226V225H100ZM175 226V225H174ZM255 226V225H254ZM12 227V226H11ZM64 227V226H63ZM66 227V226H65ZM120 227V226H119ZM123 227V225H122ZM128 227V226H127ZM146 227V226H145ZM153 227V226H152ZM150 227V228H152ZM239 227V226H238ZM257 227V226H256ZM256 227H251V226H246L245 225V228L243 226V229L242 231L245 233H249L250 235L254 234L255 236L259 235L258 232H257V228ZM25 228V227H24ZM34 228V227H32ZM49 228V227H48ZM56 228V227H55ZM92 228V227H91ZM96 228V227H95ZM100 228V227H99ZM98 228V229H99ZM144 228V227H143ZM173 228V227H172ZM1 229V228H0ZM13 229V228H12ZM53 229V227H52ZM62 229V228H60ZM80 229V228H78ZM148 229V228H147ZM176 229H178L176 227ZM197 229V228H196ZM200 229V228H199ZM19 230V229H18ZM26 230V229H25ZM32 230V229H31ZM34 230V229H33ZM27 231L26 233V236L29 237V238H32V239H38L39 238V234L38 232H40L39 230H37L36 228V231ZM41 230V229H40ZM82 230V229H80ZM97 230V229H96ZM143 230V229H142ZM150 230V229H148ZM170 230V229H169ZM261 230V228H260ZM258 229V231H260ZM5 231V229H4ZM8 231V230H7ZM59 231V229H58ZM63 231V230H61ZM72 231V230H71ZM84 231V229H83ZM86 231V230H85ZM102 231V232H103ZM122 231V230H120ZM174 231V230H172ZM192 231V230H191ZM196 231V230H195ZM194 231V232H195ZM210 231V230H209ZM237 231V230H236ZM6 232V231H5ZM25 232V231H24ZM64 232V231H63ZM73 232V231H72ZM75 232V231H74ZM101 232V231H99ZM262 232V231H261ZM10 233V232H9ZM13 233V232H12ZM65 233V232H64ZM68 233V232H67ZM84 233V232H83ZM113 233V232H112ZM115 233V232H114ZM121 233V232H120ZM160 232H158L159 234ZM163 233V232H162ZM177 233V232H176ZM223 233V232H222ZM226 233V232H225ZM260 233V232H259ZM2 234V233H1ZM15 234V233H14ZM73 234V233H72ZM86 234V233H85ZM94 234V232H93ZM92 234V235H93ZM99 234V233H98ZM116 234V233H115ZM118 234V233H117ZM123 234V233H122ZM195 234H198V233H195ZM194 234V235H195ZM261 234V233H260ZM11 235V234H9ZM24 235V234H23ZM38 235V236H37ZM44 235V234H43ZM46 235V234H45ZM100 235V234H99ZM106 235V234H105ZM107 235V236H108ZM114 235V234H113ZM111 235V237L113 236ZM138 235V234H137ZM157 235V234H156ZM203 235V234H202ZM249 235V236H250ZM4 236V235H3ZM16 236V235H15ZM20 236V235H19ZM42 236V234H40V237ZM71 236V234H70ZM101 236V235H100ZM106 236V237H107ZM123 236V235H121ZM126 236V235H124ZM241 236H242V233H241ZM246 236V235H244ZM264 236V235H262ZM5 237V236H4ZM24 237V236H23ZM22 237V238H23ZM97 237V236H96ZM94 235L93 237H90L92 242H93V247H91V250L90 252L92 251V249H94L92 251L91 254H95V253H98V254H103L105 253V249L107 250L108 246L110 245V241H108V239H111V238H104L102 237V240L98 239L96 241V238ZM99 237V236H98ZM140 237V236H139ZM154 237V236H153ZM158 237V236H157ZM13 238V237H11ZM18 238V237H17ZM21 237H19V240H20ZM21 238V239H22ZM135 238V237H134ZM193 238V237H192ZM264 238V237H262ZM26 239V238H25ZM42 239V238H41ZM67 239H68V234H67ZM112 239H118V241L121 240L120 237H115L113 236ZM111 239V240H112ZM123 239V238H122ZM147 239V237H146ZM162 239V238H161ZM168 239V237H167ZM186 239V238H185ZM1 240V239H0ZM17 240V241H19ZM27 240V239H26ZM47 240V239H46ZM89 242V238H87L86 236H83V235H75L74 237H71L69 238V241L68 242H64L65 244L63 245L64 249H63V252L67 251V254H69L68 252H71L72 255L71 256H68L66 254V256L64 257L65 260H62V261H66L68 263L72 262L73 260H75L74 256H79V254H83L84 256H90V255H86L85 252H83L81 250L82 246H86L87 247V241ZM100 240V241H99ZM158 240V239H157ZM172 240V239H171ZM262 240V239H261ZM5 241V240H4ZM8 241V239H7ZM5 241L7 244L8 242ZM12 241V240H11ZM14 241V240H13ZM12 241V242H13ZM16 241V242H17ZM24 242H26L25 240H22ZM40 241V240H39ZM99 241V242H98ZM148 241V240H147ZM191 241V240H190ZM193 241V240H192ZM205 241V239H204ZM3 242V240H2ZM4 242V243H5ZM42 242V241H41ZM46 243V241H44ZM91 242V241H90ZM91 242V243H92ZM112 242V241H111ZM144 242V240H143ZM166 242V241H165ZM174 242V241H173ZM263 242V241H262ZM261 242V243H262ZM19 243V242H17ZM21 243V241H20ZM27 243V242H26ZM58 243V242H57ZM61 243V242H60ZM125 243V242H124ZM196 243V242H195ZM199 243V242H198ZM228 243V244H227ZM260 243V244H261ZM28 244H32L31 242H29ZM36 243L33 242L32 245H35ZM43 244V243H42ZM116 244V242H115ZM146 244V243H145ZM203 244V243H202ZM224 244V243H223ZM5 245V244H3ZM24 245V244H23ZM41 245V244H40ZM59 245V244H58ZM119 245V244H118ZM124 245V244H123ZM136 245V243H135ZM138 245V244H137ZM140 245V244H139ZM157 245H161V244H157ZM164 245V244H162ZM192 245V244H191ZM194 245V244H193ZM225 246L222 247L223 248V255L226 257L230 256L232 253H243L245 250L242 248V244L238 243L235 241L234 238H230L226 241V243L224 244ZM2 246V245H1ZM17 246V245H16ZM14 246L15 248V251L18 252V256L15 255V251L14 253L12 251H10L9 253H5L3 250V252L1 251V253H3V258L4 260L3 261H6L4 262L3 264H6L8 263L9 261H11L12 259H17L15 260L16 262H14V264H42L43 261L47 262L46 260H44L43 258V255L42 254H39L41 252H39L38 256H34V257H31L29 258V261L28 262H23L25 255H22L24 252H26V250L22 247V246ZM38 246V245H37ZM62 246V245H60ZM88 246H91L88 245ZM152 246V245H151ZM166 246V245H165ZM199 246V245H198ZM7 247V246H6ZM5 247V249H7ZM10 247V246H8ZM13 247V245H12ZM41 247V246H40ZM56 247V246H55ZM59 247V246H57ZM163 247V246H162ZM195 248V246H193ZM204 247V246H203ZM2 248V247H1ZM28 248V247H27ZM30 249H33L31 247H29ZM35 248V246H34ZM46 248V247H45ZM90 248V247H89ZM113 248V247H112ZM120 248V247H119ZM125 248V247H124ZM136 248V247H135ZM166 248V247H165ZM180 248V247H179ZM178 248V249H179ZM191 248V246H190ZM202 248V246L200 247ZM249 248V247H248ZM263 248V247H262ZM260 248V249H262ZM12 249V248H11ZM44 249V248H43ZM51 247H47L44 251V254L51 252ZM114 249V248H113ZM123 249V248H122ZM196 249H199V248H196ZM195 249V250H196ZM10 250V249H9ZM29 250V249H28ZM40 250V249H39ZM38 250V251H39ZM58 250V249H56ZM167 250V249H166ZM165 250V251H166ZM175 250V249H174ZM180 250V249H179ZM184 250V249H183ZM182 250V252H183ZM263 250V249H262ZM261 250V251H262ZM43 251V250H42ZM53 251V250H52ZM59 251V250H58ZM85 251V250H84ZM121 251V250H120ZM123 251V250H122ZM125 251H127L125 249ZM124 251V252H125ZM172 251V250H171ZM177 251V249H176ZM188 251V250H187ZM192 251V250H191ZM197 251V250H196ZM55 252V251H53ZM164 252V251H163ZM179 252V251H178ZM177 252V254H179ZM43 253V252H42ZM60 253V251H59ZM66 253V252H65ZM110 253V251H109ZM171 253V252H170ZM169 253V255H171ZM190 253V252H189ZM50 255V253H48ZM47 254V255H48ZM57 254V252H56ZM88 254V253H87ZM93 254V255H94ZM182 254V253H181ZM262 255L261 256V259L264 260V251L262 253H260ZM46 255V256H47ZM52 255H55V254H52ZM58 255V254H57ZM106 255V254H105ZM110 255V254H109ZM169 255H165V256H169ZM174 255V254H173ZM190 255V254H189ZM195 255V254H194ZM193 255V256H194ZM32 256V255H31ZM44 256V257H46ZM60 256V254H59ZM95 256V255H94ZM98 256V255H97ZM96 256V257H97ZM100 256V255H99ZM132 256V257H131ZM131 256H129L130 258V262L128 264H169V260L163 256L162 252L160 251V249L158 247H152V250L150 248H146V247H140L136 252H132L131 253ZM172 256V255H171ZM176 256V255H175ZM180 256V255H179ZM183 256V255H181ZM180 256V257H181ZM102 257V255H101ZM178 257V256H177ZM263 257V258H262ZM51 258V257H50ZM59 258V257H58ZM125 258V257H124ZM173 258V256L171 257ZM191 258V257H190ZM189 258V259H190ZM63 259V258H62ZM170 259V258H169ZM174 259V258H173ZM172 260V259H171ZM195 260V259H194ZM226 260V259H225ZM2 261V260H1ZM51 261V260H50ZM86 261V260H85ZM116 261V260H115ZM129 261V260H128ZM174 261V260H173ZM172 261V262H173ZM196 261V260H195ZM210 261V260H209ZM227 261V260H226ZM233 261V260H232ZM235 261V260H234ZM56 262V261H55ZM79 263V261H77ZM76 262V263H77ZM171 262V263H172ZM193 262V261H192ZM222 262V261H221ZM236 262V261H235ZM44 263V262H43ZM115 263V262H114ZM198 263V262H197ZM219 263V262H218ZM225 263V262H224ZM2 264V262H1ZM10 264V262H9ZM13 264V263H12ZM46 264V263H44ZM49 264V263H48ZM51 264V263H50ZM56 264V263H55ZM65 264V262H64ZM73 264V263H72ZM98 264V263H97ZM125 264H127V262H125ZM184 264V263H183ZM222 264V263H221ZM229 264V263H228Z\"/></svg>",
    "mask_w": 264,
    "mask_h": 264
}]
</instances>
